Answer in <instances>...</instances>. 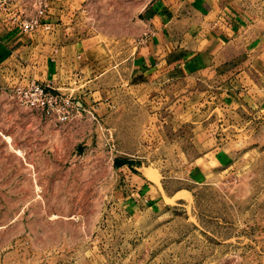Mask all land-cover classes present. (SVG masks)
Instances as JSON below:
<instances>
[{"label": "rangeland", "instance_id": "1", "mask_svg": "<svg viewBox=\"0 0 264 264\" xmlns=\"http://www.w3.org/2000/svg\"><path fill=\"white\" fill-rule=\"evenodd\" d=\"M154 1L0 0L29 35L0 89V264H264V73L257 99L250 81L143 78ZM86 49L118 82L98 110Z\"/></svg>", "mask_w": 264, "mask_h": 264}, {"label": "crops", "instance_id": "2", "mask_svg": "<svg viewBox=\"0 0 264 264\" xmlns=\"http://www.w3.org/2000/svg\"><path fill=\"white\" fill-rule=\"evenodd\" d=\"M142 20L148 32L134 65L139 63L135 67L143 78L165 74L176 80L212 74L231 91H237L242 81L254 82L246 90L258 97V70L264 73L258 0H157L143 9ZM28 41L27 33L0 18L1 90L7 91L9 80L20 72L16 54ZM80 52L77 79L90 88L84 98L96 110L102 109L108 105L106 93L118 82L113 83L100 49ZM34 116L28 114L29 119ZM4 136L14 135L6 131Z\"/></svg>", "mask_w": 264, "mask_h": 264}, {"label": "built area", "instance_id": "3", "mask_svg": "<svg viewBox=\"0 0 264 264\" xmlns=\"http://www.w3.org/2000/svg\"><path fill=\"white\" fill-rule=\"evenodd\" d=\"M33 26V23H28L26 29L32 28ZM20 93L24 94L34 102L39 101L41 103H45V96L48 94L45 87L38 83H33L30 88L26 90H20Z\"/></svg>", "mask_w": 264, "mask_h": 264}]
</instances>
